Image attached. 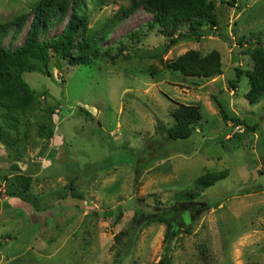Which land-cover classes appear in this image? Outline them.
<instances>
[{
  "label": "rangeland",
  "instance_id": "374dc122",
  "mask_svg": "<svg viewBox=\"0 0 264 264\" xmlns=\"http://www.w3.org/2000/svg\"><path fill=\"white\" fill-rule=\"evenodd\" d=\"M35 1L0 0V23L30 12ZM230 2L218 5L220 27L210 36H191L162 54L168 37L149 31L150 15L139 8L100 43L111 54L118 41L128 46L114 62L58 66L52 59L51 77L22 74L37 97L18 116V131H8L16 143L0 141V264H159L164 254L169 264H264V194L258 185H264V97L255 104L243 98L249 89L245 75L234 91L228 86L235 67H253L247 47L264 48V0ZM130 4L83 0L80 12L95 32ZM29 23L1 44L20 46ZM63 25L44 37L57 35ZM132 31L138 38H127ZM189 50H216L222 74L189 79L164 68ZM213 95L226 114L255 130L223 121ZM176 104L201 111L196 132L186 140H167L157 129L172 125ZM49 107L55 108V127L47 142L38 129ZM6 125L0 119L3 130ZM16 160L20 174L33 172L30 166L40 173L32 176L30 201L14 197L4 204ZM225 170L227 177L192 203L174 200L192 191L200 175ZM175 210L177 230L166 240L167 225L152 220Z\"/></svg>",
  "mask_w": 264,
  "mask_h": 264
},
{
  "label": "trees",
  "instance_id": "16d2710c",
  "mask_svg": "<svg viewBox=\"0 0 264 264\" xmlns=\"http://www.w3.org/2000/svg\"><path fill=\"white\" fill-rule=\"evenodd\" d=\"M233 1V0H231ZM128 7L122 8L101 29L92 32L88 26V17L81 14L80 9L83 0H36L33 8L26 14L19 15L0 23V119L4 121L6 130L0 126V141L12 147L16 142L11 140L9 130L18 131L17 118L24 115L27 108L34 104L36 93L29 89L22 80L23 73L41 72L51 77L48 71L52 59L55 63H65L70 66H90L96 61L109 60L114 62L127 50L122 41H118L115 54H111V47L101 48L100 43L107 40L112 29L124 18L133 15L142 8L150 15L147 22L149 31L156 30L161 35L168 37L167 44L162 51L169 49L181 40L189 37L210 36L213 31L219 29L220 19L218 5L233 4L230 0H130ZM30 19L22 44L15 49L4 47L1 41L11 32L15 38L25 27ZM64 24L61 31L51 37L45 38V34L53 27ZM206 25L208 28H202ZM187 26L186 32H179V28ZM207 29V30H206ZM137 31L127 34L128 39L138 38ZM176 35V36H175ZM246 53L250 56L253 67L242 70L238 66L234 68L235 79L228 82L230 90H235L240 76L248 78L249 89L243 98L250 104H255L264 97V48L260 45L247 47ZM158 56V55H157ZM164 68L177 71L185 78L210 79L220 76L221 57L216 50L201 55L196 50H189L173 60L165 62ZM214 103L225 122L235 123L244 129L255 130V127L246 125L243 119L226 114L222 101L213 95ZM54 107L45 110L47 122L39 126L38 135L48 142L53 137L55 124L51 115ZM89 114L88 112H85ZM173 123L169 127L158 125L157 129L165 134L167 140H186L196 132L198 122L201 120V111L197 106L176 104L171 111ZM14 161L10 166L13 170V181L8 186L6 193L8 198L17 197L22 201H30L29 193L32 184L30 175L20 174V169ZM264 164V162H263ZM228 172H206L193 181V190L179 192L174 200L181 203H192L205 189L212 187L216 182L225 179ZM7 177H4V181ZM72 190V184L67 186ZM5 193V191H4ZM183 213L186 214L185 211ZM166 215V214H164ZM177 216V210L172 211L171 216L159 215L153 222L167 225L165 239L168 240L177 228L172 223V218ZM133 221H136L133 219ZM120 235H115L118 239ZM130 240H128L129 243ZM159 264H169V257L164 254Z\"/></svg>",
  "mask_w": 264,
  "mask_h": 264
},
{
  "label": "crops",
  "instance_id": "0c3cea01",
  "mask_svg": "<svg viewBox=\"0 0 264 264\" xmlns=\"http://www.w3.org/2000/svg\"><path fill=\"white\" fill-rule=\"evenodd\" d=\"M262 162H264V157H263V159H262ZM20 163H21V162H17V165H18L19 169L22 170V169H21V165H20ZM21 164H22V163H21ZM30 167H31V168H30L31 171H33V172H30L28 175H30L31 177H32V176H36V175H38V174L40 173V170H39L38 167H37V168H34L33 166H30ZM37 171H38L39 173H38ZM260 173L262 174V173H264V172H260ZM262 176H263V178H264V174H262ZM258 185H259V187H260V189H261V192H260V193H261V194H264V189H263V188H264V185H263V186L260 185V184H258ZM3 191H4V190H3ZM12 201H14L13 198H8V197L5 195V196L3 197V201H2V203L5 204V203H8V202H12ZM36 220H37V219L34 217V222H36Z\"/></svg>",
  "mask_w": 264,
  "mask_h": 264
},
{
  "label": "built area",
  "instance_id": "2783aa9c",
  "mask_svg": "<svg viewBox=\"0 0 264 264\" xmlns=\"http://www.w3.org/2000/svg\"><path fill=\"white\" fill-rule=\"evenodd\" d=\"M237 127H240V126H237Z\"/></svg>",
  "mask_w": 264,
  "mask_h": 264
},
{
  "label": "water",
  "instance_id": "95a60500",
  "mask_svg": "<svg viewBox=\"0 0 264 264\" xmlns=\"http://www.w3.org/2000/svg\"><path fill=\"white\" fill-rule=\"evenodd\" d=\"M194 84H196V83H194ZM197 85V84H196Z\"/></svg>",
  "mask_w": 264,
  "mask_h": 264
}]
</instances>
